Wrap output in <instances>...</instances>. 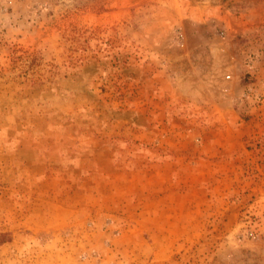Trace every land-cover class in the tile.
<instances>
[{
  "label": "rangeland",
  "instance_id": "1",
  "mask_svg": "<svg viewBox=\"0 0 264 264\" xmlns=\"http://www.w3.org/2000/svg\"><path fill=\"white\" fill-rule=\"evenodd\" d=\"M0 264H264V0H0Z\"/></svg>",
  "mask_w": 264,
  "mask_h": 264
}]
</instances>
